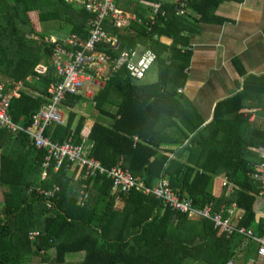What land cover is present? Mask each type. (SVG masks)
I'll use <instances>...</instances> for the list:
<instances>
[{"label":"trees","instance_id":"obj_1","mask_svg":"<svg viewBox=\"0 0 264 264\" xmlns=\"http://www.w3.org/2000/svg\"><path fill=\"white\" fill-rule=\"evenodd\" d=\"M225 1L244 0H117L120 9L140 21L124 31L109 28L121 46L115 52L101 50L116 58L143 45L156 55L152 68H157V82H137L125 67L114 70L92 100L66 95V123L46 128V136L58 143L71 137L81 144L85 118L72 110L91 102L98 116L110 121L98 119L88 131L91 156L108 168H129L150 189L166 180L175 197L193 210L212 206L219 212L235 203L244 211L238 226L260 236L264 219L256 220V214L264 213V201L257 195L263 186L252 174L261 159L252 149L264 147V130L252 126L245 110L248 101L264 107V75L245 77L243 89L219 102L207 124L182 91L193 58L192 36L200 33L201 24L225 22L216 15ZM181 3L183 15L176 11ZM152 5H161L166 16L155 18ZM91 19L66 0H0V76L6 90L22 84L20 97L12 99L9 109L14 122L31 125L49 103L48 89L58 81L50 62L53 42L45 41L40 23L58 20L70 27L68 34L87 40ZM40 64L46 66L43 75L35 70ZM8 137L21 148L6 150ZM0 149V182L6 189L0 209V264H29L36 258L44 264H251L257 259L255 243L240 234L227 236L212 219L192 220L135 188L113 195L106 175L74 179L75 171L51 168L43 179L47 151L36 148L22 132L15 135L0 128ZM219 176L226 186L215 181ZM56 187L60 190L50 199L46 193ZM82 192L87 197L79 204ZM35 231L40 236L33 240L30 233ZM79 254L84 258L68 261Z\"/></svg>","mask_w":264,"mask_h":264},{"label":"built area","instance_id":"obj_2","mask_svg":"<svg viewBox=\"0 0 264 264\" xmlns=\"http://www.w3.org/2000/svg\"><path fill=\"white\" fill-rule=\"evenodd\" d=\"M83 9L92 15L90 26V38L82 40L78 35H72L64 40V44L54 43L52 48V63L58 81L48 89L49 103L40 108V111L33 117V122L29 126H22L14 122L9 109L13 98H19L22 84L18 83L13 88L6 90V84L0 82V128L19 134L28 135L33 144L38 149L46 150L42 162L41 177L47 178L49 170L55 171L64 169L67 173L75 171L74 178L82 175L85 179L88 176L106 175L112 181V194L126 193L132 189L142 190L145 194H153L161 200L171 210H176L181 214H186L192 220L209 218L215 223L216 228L222 229L227 236L240 234L247 241L255 243L257 246V259H253L251 264H264V233L256 236L252 230L239 227L244 211L234 203L231 207L223 206L219 212H213L212 206H207L202 210L191 209L186 201L180 202L168 188L166 180H162L159 186L147 188L144 182L133 175L129 168L116 164L110 168L104 166L102 162L91 156L90 150H86L82 144H75L71 137L63 142H52L46 136V128L53 125H63L66 123L65 115L62 111V103L66 95L81 96L92 100L99 90H103L111 72L125 67L129 76L135 81H142L156 60V56L150 50L139 52L135 50H124L114 58L105 50L101 51L100 46L117 50L120 42L116 35L110 33L106 27L113 29H126L132 21L137 18L127 14L117 7V0H79ZM154 15L158 16L162 12L160 5H152ZM185 5L176 7L178 14L183 13ZM102 67L108 69V73H100ZM37 73L44 72L45 68L37 66ZM30 80V78H29ZM261 162L252 176L261 182L263 190L257 195L264 201V147L259 150ZM1 177V167H0ZM226 186V182L223 183ZM87 185H83L86 189ZM56 187L46 195L51 199L59 192ZM43 192V191H42ZM87 197L85 192L81 193L79 204ZM224 214L227 217L224 218ZM264 219V213H257L256 220ZM31 239L40 236L35 231L30 233ZM228 264H234L233 261Z\"/></svg>","mask_w":264,"mask_h":264},{"label":"crops","instance_id":"obj_3","mask_svg":"<svg viewBox=\"0 0 264 264\" xmlns=\"http://www.w3.org/2000/svg\"><path fill=\"white\" fill-rule=\"evenodd\" d=\"M66 1L83 8L79 0ZM169 2H174V0H159V4ZM118 9L135 15L119 7ZM216 15L225 22L221 25L201 24L200 33L192 36L193 58L188 69L189 77L186 87L182 90L203 117H206L208 120L206 124L213 121L214 111L219 102L232 97L243 89L245 77L264 75V0H244L240 3L225 1L219 6ZM41 23L40 30L46 34L45 41L48 38L52 40L72 35L68 34L70 27L58 20L45 22L44 29L41 27ZM30 35L37 39L36 35ZM163 40L167 41V39ZM136 49L139 52L146 50L141 44ZM50 62L52 65L51 59ZM39 66L44 67V72L46 71L44 64ZM44 72L38 73V75H43ZM0 81L4 82V78L1 76ZM252 105L262 106L261 103L248 101V106L252 107ZM250 107L246 108L245 116L250 118L254 128L264 130V107L258 109ZM62 111L66 113L64 115L67 120L66 110L62 108ZM72 111L77 116L85 118L81 144L91 153L92 146L90 143H86L88 131L94 121L98 119L104 123L110 121L106 116L99 117L91 102H88L83 108L77 106ZM88 119L93 121L88 122ZM4 143L6 150L21 148L19 142H15L9 137L5 139ZM260 149L252 150L259 154ZM215 181L224 183L225 180L223 176H219ZM5 190L0 182V209L3 207ZM117 205L122 208L123 202L118 200Z\"/></svg>","mask_w":264,"mask_h":264},{"label":"rangeland","instance_id":"obj_4","mask_svg":"<svg viewBox=\"0 0 264 264\" xmlns=\"http://www.w3.org/2000/svg\"><path fill=\"white\" fill-rule=\"evenodd\" d=\"M44 23L45 22H42L41 23V27L43 28L44 27ZM44 29V28H43ZM100 70H102L100 73H108V69L106 67H102ZM158 80V71H157V68L154 67L152 68L149 72H148V75L145 79V83L146 84H150V83H156ZM93 110V109H92ZM66 115V113H64ZM93 120L92 119H88V122H92ZM118 208V207H117ZM240 256L238 257H243L242 254H239ZM74 255H69V257H72ZM78 257V258H77ZM84 258V254H79V255H76L74 259H69L68 261L69 262H75L77 261L78 259H83ZM31 262H29V264H44V263H41L40 261V258H36V259H32L30 260Z\"/></svg>","mask_w":264,"mask_h":264},{"label":"bare ground","instance_id":"obj_5","mask_svg":"<svg viewBox=\"0 0 264 264\" xmlns=\"http://www.w3.org/2000/svg\"><path fill=\"white\" fill-rule=\"evenodd\" d=\"M161 6V5H160ZM118 7V6H117ZM162 8V7H161ZM153 13H154V10H153ZM152 13V14H153ZM166 13V12H165ZM183 13H184V10H183ZM183 13H181V14H183ZM162 13L161 12H159V15L158 16H160ZM134 16H136V15H134ZM153 16L155 17V18H157L158 16H156V15H154L153 14ZM166 16V15H165ZM164 17V16H163ZM136 20L135 21H132L131 23H133V22H136V21H140V19L136 16ZM154 22V21H153ZM131 23H130V25H131ZM129 25V26H130ZM128 26V27H129ZM127 27V28H128ZM107 28V30L109 29V28H111V27H106ZM126 28V29H127ZM113 29V28H112ZM91 30V29H90ZM118 30H120V29H118ZM125 29H122V30H120V31H124ZM72 35H77V34H72ZM72 35H70V37L72 36ZM79 36V35H78ZM67 37H69V35L68 36H65L64 38H59V39H55V42H57V43H60V44H64L65 45V43H64V40L67 38ZM80 37V36H79ZM81 38V37H80ZM88 38H90V36H88ZM118 38V37H117ZM82 39V38H81ZM82 40H84V39H82ZM85 41V40H84ZM118 41L120 42V45H119V47H118V49L117 50H115V49H112V48H110L112 51H118L119 50V48H120V46H121V41L119 40V38H118ZM53 45H54V43H53ZM101 47H104V46H100V50H101ZM53 48V47H52ZM109 47H107V49H108ZM106 49V48H105ZM101 51H103V50H101ZM152 52V51H151ZM153 53V52H152ZM154 54V53H153ZM155 55V54H154ZM156 56V55H155ZM51 61H52V55H51ZM156 61V60H155ZM154 64H155V62H154ZM153 64V65H154ZM153 65L151 66V68L153 67ZM52 66H53V63H52ZM151 68L147 71V73L151 70ZM53 70H54V67H53ZM54 72H55V70H54ZM147 73H146V75H145V77H144V79L142 80V81H137V82H143L145 79H146V77H147ZM56 76V75H55ZM15 86V85H14ZM13 86V87H14ZM12 87V88H13ZM259 166V165H258ZM256 170V169H255ZM255 179V178H254ZM38 232V231H37Z\"/></svg>","mask_w":264,"mask_h":264},{"label":"water","instance_id":"obj_6","mask_svg":"<svg viewBox=\"0 0 264 264\" xmlns=\"http://www.w3.org/2000/svg\"><path fill=\"white\" fill-rule=\"evenodd\" d=\"M188 143H189V140L186 141L182 147L186 146Z\"/></svg>","mask_w":264,"mask_h":264}]
</instances>
